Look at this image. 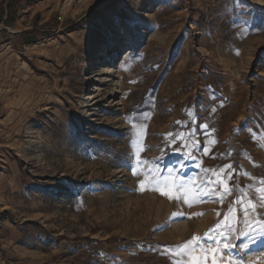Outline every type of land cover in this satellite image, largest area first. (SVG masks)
Masks as SVG:
<instances>
[{"label": "rangeland", "instance_id": "374dc122", "mask_svg": "<svg viewBox=\"0 0 264 264\" xmlns=\"http://www.w3.org/2000/svg\"><path fill=\"white\" fill-rule=\"evenodd\" d=\"M33 2L0 37V264H264L239 236L264 225V0Z\"/></svg>", "mask_w": 264, "mask_h": 264}, {"label": "crops", "instance_id": "0c3cea01", "mask_svg": "<svg viewBox=\"0 0 264 264\" xmlns=\"http://www.w3.org/2000/svg\"><path fill=\"white\" fill-rule=\"evenodd\" d=\"M36 6L33 0H0V37L30 34Z\"/></svg>", "mask_w": 264, "mask_h": 264}, {"label": "snow or ice", "instance_id": "6c2138e0", "mask_svg": "<svg viewBox=\"0 0 264 264\" xmlns=\"http://www.w3.org/2000/svg\"><path fill=\"white\" fill-rule=\"evenodd\" d=\"M209 87H210V86H209ZM204 127H207V125H204ZM169 135H171V133H169ZM226 167H227L228 169H231V168H232V165L229 164V165H227ZM206 171H212V170H206ZM134 174H136L135 171H134ZM214 174H216V173L214 172ZM261 183L264 184V181H262ZM141 190H144V185H143V183L141 184ZM154 190L159 191V192L161 193V195H166V196H168L170 199L174 198L173 195H172V193H171L170 191H165V190L160 189V188H156V189H154ZM227 190H228L227 185H225V191H227ZM256 191L262 194L261 197H260V199H261V201H264V187L257 188ZM177 198H178V197H177ZM185 202H187V200H186ZM261 207H264V203L261 204ZM255 209H256V205H255V204L252 202V200L250 199V200L248 201V207L245 208V209H243V211H244V215H245V216H248L249 213H250L251 211H255ZM197 215H202V213L197 214ZM225 220H227V216L225 217ZM256 222L259 223V220H257ZM220 227H221V225H220V224H217V225L215 226V229H219ZM215 229H209V232L215 231ZM229 230H230L231 232H235V231H236V229H234V228H230ZM253 232H255V235L253 234ZM221 235H222V234H221ZM239 236H240V237H242V236H247V237L249 238V242H251V243H255L256 240H257V237H259L260 239L264 240V225H261V226H260L259 228H257V229H250L248 232L241 231V232L239 233ZM238 238H239V237H238ZM201 239H204L205 242H206L207 240H213L214 243H220L219 240L214 239V237L210 236V235L206 232L204 238L197 237V236H193L190 240L186 241V242H185L183 245H181L180 247H181V248H184V249H187V248H189L190 246H196V245L199 244V242L201 241ZM223 239L226 240V239H228V238H227V237H223ZM235 247H237V245H235V244H231V243H224V244H223V249H230V248H235ZM240 247L246 249V248H248V244H247V243H243V244L240 245ZM217 251H218V250L215 249V248L212 249V252L214 253V255L217 253ZM226 256H227V252H224V253L220 256V264H232V261H231L230 259H227V260L225 259ZM212 264H217L216 259H213V260H212Z\"/></svg>", "mask_w": 264, "mask_h": 264}]
</instances>
